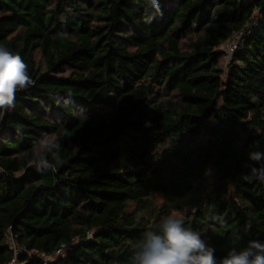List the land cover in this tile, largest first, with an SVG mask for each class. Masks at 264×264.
Wrapping results in <instances>:
<instances>
[{"label": "trees", "instance_id": "1", "mask_svg": "<svg viewBox=\"0 0 264 264\" xmlns=\"http://www.w3.org/2000/svg\"><path fill=\"white\" fill-rule=\"evenodd\" d=\"M157 2L0 0V47L35 80L0 120V264L10 238L19 264H128L168 215L218 260L264 240V182L243 178L264 166V0Z\"/></svg>", "mask_w": 264, "mask_h": 264}, {"label": "clouds", "instance_id": "2", "mask_svg": "<svg viewBox=\"0 0 264 264\" xmlns=\"http://www.w3.org/2000/svg\"><path fill=\"white\" fill-rule=\"evenodd\" d=\"M151 5L159 12L157 0H151ZM34 84L35 80L29 75L22 57L0 47V120L4 113L15 107L16 93ZM36 143L43 151L34 154L32 166L37 171H48L52 164L47 157L58 151L61 145L58 140L46 137ZM250 159L264 161V154L250 153ZM243 178L264 182V166L253 168L251 175ZM128 264H264V240H250L242 249H230L218 260L216 249L204 241L200 231L185 227L182 218L168 215L160 220L158 231L145 232L144 239L132 251Z\"/></svg>", "mask_w": 264, "mask_h": 264}, {"label": "built area", "instance_id": "3", "mask_svg": "<svg viewBox=\"0 0 264 264\" xmlns=\"http://www.w3.org/2000/svg\"><path fill=\"white\" fill-rule=\"evenodd\" d=\"M242 1L247 2L249 0H242ZM246 35L247 34L243 30L239 32H235L231 35V37L224 44L223 51L225 53L227 63L231 62L233 54L236 52V50H238V47L244 42ZM10 244L12 248V256L6 264H19L18 262L19 257L24 255L25 251L22 248L16 246L12 238H10ZM66 249L67 248L65 246L64 247L62 246L60 249L54 252V255H60Z\"/></svg>", "mask_w": 264, "mask_h": 264}, {"label": "rangeland", "instance_id": "4", "mask_svg": "<svg viewBox=\"0 0 264 264\" xmlns=\"http://www.w3.org/2000/svg\"><path fill=\"white\" fill-rule=\"evenodd\" d=\"M223 50H224V46H223V48H222ZM225 59V62L227 63V59H226V57L224 58Z\"/></svg>", "mask_w": 264, "mask_h": 264}, {"label": "bare ground", "instance_id": "5", "mask_svg": "<svg viewBox=\"0 0 264 264\" xmlns=\"http://www.w3.org/2000/svg\"><path fill=\"white\" fill-rule=\"evenodd\" d=\"M7 263V262H6Z\"/></svg>", "mask_w": 264, "mask_h": 264}]
</instances>
